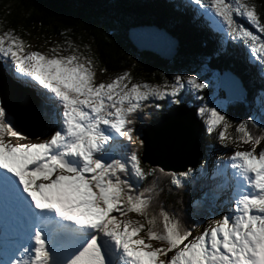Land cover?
Returning a JSON list of instances; mask_svg holds the SVG:
<instances>
[{"label": "snow or ice", "instance_id": "6c2138e0", "mask_svg": "<svg viewBox=\"0 0 264 264\" xmlns=\"http://www.w3.org/2000/svg\"><path fill=\"white\" fill-rule=\"evenodd\" d=\"M191 2L217 33V53L225 42L243 45L264 73V17L254 0ZM66 43L29 51L13 29L0 32V61L36 99L23 128L0 103V209H12L18 236L12 256L0 264H264V128L253 135L248 124L257 127L255 118L233 125L205 103L201 93L209 85L198 72L149 84L125 70L97 82L99 62L89 46L86 55ZM185 104L222 148L235 144L211 170L226 182L197 200L202 206L223 196L213 213L221 218L203 228V219L186 227L163 208L150 215L155 181L136 191L147 177L165 174L142 166L147 144L136 125L144 110ZM207 171L205 159L199 174ZM193 176L192 168L171 173L170 185L183 189Z\"/></svg>", "mask_w": 264, "mask_h": 264}, {"label": "trees", "instance_id": "16d2710c", "mask_svg": "<svg viewBox=\"0 0 264 264\" xmlns=\"http://www.w3.org/2000/svg\"><path fill=\"white\" fill-rule=\"evenodd\" d=\"M254 3L258 13L264 17V0H254ZM138 26L165 30L178 42V57L164 61L153 54L137 52L128 39V31ZM9 28L24 40L36 41L37 45L40 42L67 45L66 42L71 41L86 55L88 53L84 46L88 45L99 62L97 68H106L105 74L108 75L127 70L134 81L162 84L164 78L171 80L176 74L198 72L209 85L201 93L205 96V103L212 106L219 100L222 113L227 114L233 125L248 120L251 110L260 111V117L264 120V73L259 70L258 63L243 45L236 46L231 42H227L226 47L217 53V33L208 26L191 0H0V32ZM247 59L251 61L250 64H247ZM241 61L247 64L245 69L239 66ZM225 70H230L241 79L242 87L247 92L246 101L222 107L216 84L219 73ZM167 112L169 110L145 109L143 124L137 123L136 127L141 129L143 135L149 122ZM260 128L253 127V123L248 124L249 131L254 135ZM227 131L235 139V129ZM203 138L204 154L194 168L193 178L185 183L183 189L178 190L170 185L171 173H157L139 184L137 193L156 182L157 192L152 194L148 209L150 215L158 214L163 208L178 215L186 227L193 226V218L197 221L203 219L201 228L207 226L208 220L221 218L213 215L217 211L218 199L210 196L202 206L197 205V200L211 185L224 183L227 178L213 177L212 171L206 176L199 173L201 161L206 159L208 164V158H212V167L208 170L222 166L220 156L215 157L212 152L215 154L217 149L225 152L229 148H222L216 133H207L204 126ZM229 146L234 149L235 144ZM148 165L142 161V166ZM134 215L135 219H139Z\"/></svg>", "mask_w": 264, "mask_h": 264}, {"label": "water", "instance_id": "95a60500", "mask_svg": "<svg viewBox=\"0 0 264 264\" xmlns=\"http://www.w3.org/2000/svg\"><path fill=\"white\" fill-rule=\"evenodd\" d=\"M131 45L139 53H150L161 60L172 61L178 57V42L165 30L157 27L138 26L128 31ZM6 76L2 73L0 62V98L10 116L23 128V118L12 113L8 101ZM13 93L22 98L21 89L13 82ZM224 106L229 103H241L246 96L238 80L230 73H222L217 85ZM143 138L147 144V154L142 161L164 172L174 173L195 168L204 154L203 123L193 116L192 108L185 104L173 106L167 114L160 116L146 127Z\"/></svg>", "mask_w": 264, "mask_h": 264}, {"label": "rangeland", "instance_id": "374dc122", "mask_svg": "<svg viewBox=\"0 0 264 264\" xmlns=\"http://www.w3.org/2000/svg\"><path fill=\"white\" fill-rule=\"evenodd\" d=\"M26 43L30 44L32 47L29 49V51H32V50H39L41 52H47L48 49H50L51 47H54L57 43H46V42H40L41 44H38L36 43V41H29V39L27 40H24ZM62 47L64 46H67L65 44H61ZM64 54H68V53H64ZM114 75H108V74H102L101 71L97 68L96 69V80L97 82H100V81H107L110 77H113ZM213 81V80H212ZM143 82V81H142ZM146 83V82H145ZM211 84V83H209ZM32 93H33V90H32ZM34 94V93H33ZM13 102L14 105H18V103L16 104V101H11ZM212 106H218L219 110H221V106H220V101L217 100L216 104L215 105H212ZM13 107V105H12ZM222 107H226V106H222ZM16 108V107H15ZM253 118H255L254 120V123H256L258 126L257 127H261L260 129H258L256 131V135H258L260 133V130L262 128H264V126L261 124V121L260 119L257 117H254L253 115H249V121H253ZM252 123V122H250ZM256 127V128H257ZM254 135V133H253ZM243 147L245 149H248L250 146L249 145H243ZM165 173H169V172H165ZM130 218L132 219H135V216L133 214H129ZM0 261H4L8 258H10L13 254V251H15V248H16V243L13 241V240H10L8 238H6V240H3V237H0Z\"/></svg>", "mask_w": 264, "mask_h": 264}, {"label": "bare ground", "instance_id": "6f19581e", "mask_svg": "<svg viewBox=\"0 0 264 264\" xmlns=\"http://www.w3.org/2000/svg\"><path fill=\"white\" fill-rule=\"evenodd\" d=\"M244 47V46H243ZM237 80H238V82H239V84H240V86L242 87V84L240 83V81H239V79L237 78ZM243 88V87H242ZM246 92V91H245ZM246 95H247V92H246ZM245 98H246V96H245ZM9 102H11L10 100H9ZM11 104H12V102H11ZM14 107H16L15 108V110H18L19 109V107H25V104H23V103H18V105L16 106V105H14V104H12ZM11 105V106H12ZM19 110H21V109H19ZM203 140H204V138H203ZM9 211H11V208L10 207H8V206H5V207H3L2 208V214H3V216L7 213V212H9ZM16 224V223H15ZM2 225L3 224H1L0 225V227H2ZM4 226V225H3ZM5 226H8V224L6 225V223H5ZM4 226V227H5ZM7 229H8V227H7ZM0 232H2V231H0ZM5 234V233H4ZM2 234V237H3V240H6V238H8V239H10V240H12V238H14V237H18L17 236V225H16V227H15V229H13L12 227L10 228V231H8L7 232V234ZM17 241H18V239H17Z\"/></svg>", "mask_w": 264, "mask_h": 264}]
</instances>
